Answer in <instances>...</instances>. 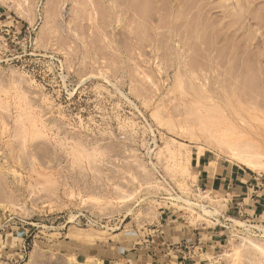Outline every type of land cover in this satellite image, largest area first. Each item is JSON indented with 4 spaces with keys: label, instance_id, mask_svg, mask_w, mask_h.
Segmentation results:
<instances>
[{
    "label": "rangeland",
    "instance_id": "rangeland-1",
    "mask_svg": "<svg viewBox=\"0 0 264 264\" xmlns=\"http://www.w3.org/2000/svg\"><path fill=\"white\" fill-rule=\"evenodd\" d=\"M228 132L264 164V0H0V241L25 238L13 264H180L94 252L151 255L165 219L238 218L195 194L202 156L264 176L217 148ZM224 233L200 264H264V236Z\"/></svg>",
    "mask_w": 264,
    "mask_h": 264
},
{
    "label": "crops",
    "instance_id": "crops-1",
    "mask_svg": "<svg viewBox=\"0 0 264 264\" xmlns=\"http://www.w3.org/2000/svg\"><path fill=\"white\" fill-rule=\"evenodd\" d=\"M212 163V164H211ZM196 167L198 168V179L202 188H206L208 191H212L216 194L222 195L226 200L227 209H233L237 211L238 206H243L247 213L264 216V176L257 175L246 170L239 164H229L224 161H218L216 164L213 160L205 161V157L202 156L196 160ZM166 220V223L158 226L155 230L160 235L158 245L160 248L158 251L152 252V242H146L137 244L132 242V245H116L113 248L108 247L105 250H95L94 255L100 254L102 260H111L114 257L125 254V259L135 260L140 257V250L142 248L148 249L149 256H165L176 257L180 259V264H185L189 259L184 258L182 255L183 244H204L207 249L210 247H217L222 241V234L218 230L196 231L195 229L188 228L184 223L176 224L175 226L170 224ZM12 238L8 245V235L2 236L3 241L0 243L3 245L5 253L9 255L12 264L13 259L19 260L22 255L21 252L24 247L25 238L23 235H15L10 233ZM140 245V246H137ZM130 249L129 253H126ZM133 252H132V251ZM1 254L2 258H7L6 254ZM91 253V252H90ZM83 254V253H82ZM81 253L77 256L79 257ZM86 258L87 254H83ZM103 255V256H102ZM7 264H11L7 261ZM188 264H199L198 262H190Z\"/></svg>",
    "mask_w": 264,
    "mask_h": 264
},
{
    "label": "built area",
    "instance_id": "built-area-1",
    "mask_svg": "<svg viewBox=\"0 0 264 264\" xmlns=\"http://www.w3.org/2000/svg\"><path fill=\"white\" fill-rule=\"evenodd\" d=\"M29 38H32L31 32H29ZM199 193H202L203 197H207L208 195H215L211 191H208L206 188L198 186L196 188L195 194ZM180 199L182 202L185 201L182 197H180ZM225 202H227L226 199ZM205 206L209 207V205ZM225 214H214L211 217L212 225L209 226L213 230H217V228H220V230L218 231L222 234V236L225 235L224 231L226 229L232 232L237 228L241 229L243 232L245 231L246 234L254 233L258 236H264V220L261 219V216L247 213L245 208L240 205L237 208L238 218H235L234 216L229 214ZM236 222H238L239 224H236ZM181 248L183 249V257L187 259H192L194 262H198L197 258H199V260L201 261V257L208 251L207 247H205L202 243H198L196 245L193 243L183 244ZM200 261L198 262L199 264Z\"/></svg>",
    "mask_w": 264,
    "mask_h": 264
},
{
    "label": "bare ground",
    "instance_id": "bare-ground-1",
    "mask_svg": "<svg viewBox=\"0 0 264 264\" xmlns=\"http://www.w3.org/2000/svg\"><path fill=\"white\" fill-rule=\"evenodd\" d=\"M228 121L229 123L232 122L230 119ZM235 127H231V128L229 127V129L231 130L238 129ZM214 131L216 135L221 134L219 130L216 128ZM228 134L230 133L228 132L225 135V138H222L221 136L217 137L216 135L212 136L216 140L217 148L225 151L226 153L228 152L229 153L228 155H230L235 161L239 162L242 165L247 166L248 168L254 170H261V169L264 170V164L260 163L259 153L258 151H256V149L253 148V145L247 141H245L244 143L242 141L239 142L236 141V139H233L234 132H232L227 137Z\"/></svg>",
    "mask_w": 264,
    "mask_h": 264
}]
</instances>
